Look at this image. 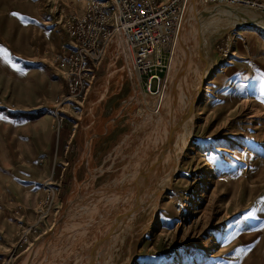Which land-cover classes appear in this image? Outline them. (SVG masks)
<instances>
[{
  "label": "rangeland",
  "instance_id": "1",
  "mask_svg": "<svg viewBox=\"0 0 264 264\" xmlns=\"http://www.w3.org/2000/svg\"><path fill=\"white\" fill-rule=\"evenodd\" d=\"M191 1L158 92L155 79L145 89L131 49L116 35L86 93L75 99L53 57L68 43L63 18L71 9L82 12L86 0H0V264L8 256L7 264H264V6L197 0L202 16L219 15L224 26L206 35L201 57L184 64L181 32L191 47L201 44L187 23L196 22ZM180 65L192 72L176 112L192 97L188 85L202 77L187 145L154 214H127L133 172L149 158L144 151L158 128L165 137L166 118L158 117ZM175 117L173 142L187 133ZM45 183L54 191L51 209L37 233L17 245L18 218L35 219ZM118 213L126 217L120 230Z\"/></svg>",
  "mask_w": 264,
  "mask_h": 264
},
{
  "label": "built area",
  "instance_id": "2",
  "mask_svg": "<svg viewBox=\"0 0 264 264\" xmlns=\"http://www.w3.org/2000/svg\"><path fill=\"white\" fill-rule=\"evenodd\" d=\"M187 0H86L82 12L71 9L62 26L68 43H60L53 62L65 81L69 97L82 98L103 58L105 47L118 35L132 51L133 68L144 76V86L150 89L165 69L166 54L170 52L179 30ZM214 7L246 6L257 8V0H205ZM156 92V93H157ZM57 122L62 120L56 116ZM45 194L34 206L35 219L31 223L18 218L17 245L27 243L37 233L38 223L47 217L54 200V191L45 183ZM19 206V205H17ZM20 208V207H19ZM14 213L18 214L20 209ZM10 256L3 258L7 264Z\"/></svg>",
  "mask_w": 264,
  "mask_h": 264
},
{
  "label": "bare ground",
  "instance_id": "3",
  "mask_svg": "<svg viewBox=\"0 0 264 264\" xmlns=\"http://www.w3.org/2000/svg\"><path fill=\"white\" fill-rule=\"evenodd\" d=\"M197 2H198L197 0H192L190 3V11H192L194 20L196 21L195 26L192 27V25H191V23H193L192 19H190L188 21L186 20V21L188 23V27L190 28V30L192 32H194V31L196 32L198 39H200V37H201V39H200L201 44L198 46L197 44L194 45L191 43L192 45H194L195 48L191 47V45L187 44L189 39L186 37L185 34H183L181 32V36L179 38V41H180V43H182L181 44L182 46L183 45L185 46V43H186V49H188V51L190 50V52L187 51V53H185V56L183 59L184 64L185 63L190 64V59L193 60L192 56H194L196 54L201 57L202 53L205 52V48L203 47V45H204V40H205L206 35L210 34V31L213 30L215 26H218V27L224 26V21H223L224 18L219 17V15H217L215 17H210V18L202 16L200 14L201 13L200 10L197 7ZM231 7H233V6H231ZM237 14L240 15L239 13H237ZM206 18H208V19H206ZM254 18H255L254 15H252L251 19L254 20ZM182 21H183V19H182ZM207 21H211L212 23L207 24ZM197 25H199L198 28H197ZM208 27H211V29L207 30ZM189 35L191 36V33ZM192 52H194V54ZM198 64H200V62L198 63V61H197L196 62V67H197L196 69L197 70H199ZM183 68H184V65L183 66L180 65V66H178V68H176L170 74L169 91L167 90L169 92V94H168L169 98H167L168 100L165 103L167 105V111L162 112V110H161L160 116L159 115H158L159 117L157 116L159 118L158 119L159 121L162 120V116L166 118L165 119V129H164L165 137L162 139V127L157 129L156 134H153V137L150 134V136L152 137V139H150L151 142L147 146L148 150L146 149V151H144V153L147 152V154H148V155L147 154H144V155L149 156V154H150V156L143 163L137 164L139 166H138V168H135L136 170L133 172L134 180L136 181L135 182L136 185L130 184L131 186H128V187H136V189H135L136 192H135L133 198H132V196H130L132 198V200H130L131 203L128 207L129 211H127L129 213H127V214H133V213H135V211H139V212L148 211L149 212V210L152 211L151 216L154 214L155 209L157 207V203H158V197H159L162 189L167 186L168 179L171 177V174L173 173L174 166L178 160V157H179L180 153L182 152V150L187 145L188 138H189V132L188 131L191 130L192 125H193L192 124L193 119L191 116V105L193 104V99L197 95V86L200 84L202 77H200V75H198V78L195 77V78H197V80L195 79L193 85L192 86L188 85V88L191 89V90L190 89H188V90H190L192 97L187 104H185L183 107L181 106L179 112H176V106L175 105H177L176 104L177 98H178L179 94L182 92L184 86L186 87V85H187L186 82L189 81V80L186 81V79L188 78L190 72H192V68H190L188 70H183ZM184 80L186 81L185 82L186 85L184 84ZM177 114L180 115L179 119L181 118V120H179V122L183 123L182 125L185 126L187 133L179 135V139L176 140V142H173L174 131H176L175 127L177 128V126L180 125L179 123H177L178 119H176V117H175ZM155 126H156V124H155ZM178 131L180 132V130H178ZM182 131H184V130H182ZM182 131H181V133H182ZM146 140H147V138H146ZM140 153H142V152H140ZM137 154H138V152H137ZM143 157H145V156H143ZM141 160L142 159L140 158L139 161L141 162ZM153 176L156 177L155 179H156L157 184L155 183L154 186L141 188L140 182L148 181V179L149 180L152 179ZM127 214H126V216H127ZM118 215L119 216L117 218H119V219L116 220V229L120 230L126 222V217L123 214L121 215V213L120 214L118 213ZM148 218H150V217H148ZM129 219L130 218H128V220ZM130 220H132V219H130ZM98 249L99 250L102 249V242L98 246Z\"/></svg>",
  "mask_w": 264,
  "mask_h": 264
},
{
  "label": "snow or ice",
  "instance_id": "4",
  "mask_svg": "<svg viewBox=\"0 0 264 264\" xmlns=\"http://www.w3.org/2000/svg\"><path fill=\"white\" fill-rule=\"evenodd\" d=\"M15 15V14H14Z\"/></svg>",
  "mask_w": 264,
  "mask_h": 264
}]
</instances>
